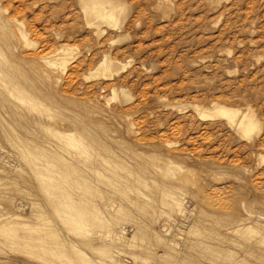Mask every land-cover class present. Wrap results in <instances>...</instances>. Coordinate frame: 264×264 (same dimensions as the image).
Returning <instances> with one entry per match:
<instances>
[{
    "label": "rangeland",
    "instance_id": "rangeland-1",
    "mask_svg": "<svg viewBox=\"0 0 264 264\" xmlns=\"http://www.w3.org/2000/svg\"><path fill=\"white\" fill-rule=\"evenodd\" d=\"M119 1L0 0V264H264V0Z\"/></svg>",
    "mask_w": 264,
    "mask_h": 264
},
{
    "label": "bare ground",
    "instance_id": "bare-ground-1",
    "mask_svg": "<svg viewBox=\"0 0 264 264\" xmlns=\"http://www.w3.org/2000/svg\"><path fill=\"white\" fill-rule=\"evenodd\" d=\"M80 4L85 13L87 24L95 26L97 28L102 23H108L112 26L117 25V23L120 22L119 20L121 15L123 14V5L122 3H120L119 0H80ZM73 49L74 48L69 46L68 47L60 46L49 51L48 53H46L47 55L42 56L40 59H43V61H45L48 65L54 66L57 71H64L71 59V56L69 54ZM109 58L105 56L103 59H101L102 61L98 64L97 67H95L96 69L92 71L91 75L96 76L98 78L101 77L104 79L107 76H112V75L114 76V73L116 74V72L121 71L120 68H123L125 66V65L123 66L120 65V67L116 66L117 68L113 69V66H115L114 63L116 61L114 62L112 59ZM191 107L194 111L197 112V114L201 118H207V117L223 118L237 133H239L241 136H243L246 139H250L251 135L260 129V123L256 119L253 110L249 106H246L244 109H241L235 107L234 105H225L224 103L213 101L207 106H202L201 104L200 105L192 104ZM262 158L264 159V157ZM17 217L18 216L16 214L15 219H17ZM21 218L22 216H20V219ZM10 220L12 221V219ZM11 223L13 224L11 226L12 228L16 227L15 225H19L17 220ZM7 227L6 229L3 230H7ZM88 264H93V263L88 262Z\"/></svg>",
    "mask_w": 264,
    "mask_h": 264
}]
</instances>
